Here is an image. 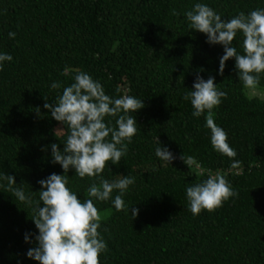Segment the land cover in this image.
Instances as JSON below:
<instances>
[{
  "label": "trees",
  "instance_id": "16d2710c",
  "mask_svg": "<svg viewBox=\"0 0 264 264\" xmlns=\"http://www.w3.org/2000/svg\"><path fill=\"white\" fill-rule=\"evenodd\" d=\"M195 3L222 19L264 8V0H0V52L12 56L0 69V172L13 177L12 188L38 200L37 181L63 174L50 162V145L62 150L67 130L43 105L55 103L78 71L99 81L106 95H131L144 105L132 114L137 132L126 154L101 173L108 181L135 178L123 200L137 216L116 211L111 200L93 201L107 245L100 264H264V99L247 92L234 58L217 74L222 47L205 43L184 15ZM241 42L238 32L233 46L243 54ZM197 74L213 77L226 93L213 120L236 151L238 168L212 149L206 113L193 118L183 98ZM256 89L264 90V73ZM156 138L175 157L169 165L154 155ZM180 157H192L199 169ZM217 171L237 196L193 216L185 188ZM67 175L66 186L88 199L95 178L80 179L71 169ZM32 216L0 181V264H37L26 257L35 247Z\"/></svg>",
  "mask_w": 264,
  "mask_h": 264
},
{
  "label": "clouds",
  "instance_id": "9594fccd",
  "mask_svg": "<svg viewBox=\"0 0 264 264\" xmlns=\"http://www.w3.org/2000/svg\"><path fill=\"white\" fill-rule=\"evenodd\" d=\"M184 15L191 30L206 36L205 43L222 47L217 74L223 72L227 60L234 58L238 79L254 94L259 76L264 73V8L222 19L208 5L195 3ZM238 32L242 36L243 54L233 46ZM7 35L10 39L15 38L14 32ZM11 61L10 54L0 52V69L5 62ZM213 80L211 76L205 80L197 74L192 90L183 98L190 101L193 118L206 113L205 127L210 132L212 149L229 158L230 167L235 169L239 167V161L234 159L237 153L227 143L226 132L213 120V109L226 97ZM51 87L59 88L60 85L54 82ZM43 107L53 120L63 126L62 129L67 130L62 150H58L56 143L50 145V162L58 164L63 174L52 173L37 181L39 196L38 200H33L20 188L11 187L16 185L11 175L0 172V181H6L16 199L32 208L31 220L37 233L34 236L35 247L26 251V257L37 264H100L99 256L107 251V245L98 232L102 216L93 201L111 200L116 211L124 210L128 214L130 211L132 219L137 216L139 210L126 205L123 200L135 178L119 175V179L108 181L101 177V173L106 164L117 165L126 154L127 145L137 132L132 114L144 105L142 100L131 95L119 98L106 95L99 81L93 80L86 72L78 71L56 102L44 103ZM106 117L114 118L115 126L111 120L106 122ZM156 143L155 157L169 165L175 157L167 147L160 145L157 138ZM180 158L188 168L195 165L199 169L192 157ZM70 169L80 179L95 178L87 189L88 199L81 200L66 186ZM236 196L237 193L219 171L209 173L206 179L185 188L188 210L193 216L202 210L211 212ZM29 235L24 234L25 243L29 242Z\"/></svg>",
  "mask_w": 264,
  "mask_h": 264
},
{
  "label": "rangeland",
  "instance_id": "374dc122",
  "mask_svg": "<svg viewBox=\"0 0 264 264\" xmlns=\"http://www.w3.org/2000/svg\"><path fill=\"white\" fill-rule=\"evenodd\" d=\"M247 92L252 95V96H257V97H260L262 99H264V90L260 91L258 89H255V92L254 94L252 92H250L249 90H247Z\"/></svg>",
  "mask_w": 264,
  "mask_h": 264
}]
</instances>
